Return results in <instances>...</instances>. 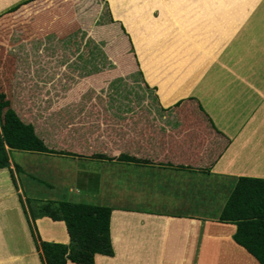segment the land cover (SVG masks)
I'll list each match as a JSON object with an SVG mask.
<instances>
[{
  "label": "crops",
  "instance_id": "obj_1",
  "mask_svg": "<svg viewBox=\"0 0 264 264\" xmlns=\"http://www.w3.org/2000/svg\"><path fill=\"white\" fill-rule=\"evenodd\" d=\"M22 1L0 0V12ZM107 1L134 43L137 37L129 23L143 26L155 37L167 34L171 26L178 41L159 48V66L139 63L127 75L121 73L139 72L138 82L124 80L135 87L125 83L103 94L96 91L101 101L119 95L114 102L118 106L114 113H99L95 122H83L91 124L76 129L84 139H74L73 130L64 133L67 138L71 135L69 142L57 130L55 135H60L52 143L43 139L50 150L76 154L67 158L78 181L85 178L91 184L102 176L114 177L116 169L118 192L126 190L121 196L133 197L134 206L108 205L114 254H96L94 264H259L233 241L236 226L218 218L238 178L264 179V25L255 30L250 23L256 18L264 23V0H164L170 15L159 0ZM118 8L128 15L120 16ZM122 155L135 161L115 160ZM9 169H0V185L8 189ZM77 188H69L70 196L88 202H72L98 205L100 195L85 196ZM10 192L1 196L13 198ZM5 205L0 202V209L6 210ZM16 208L15 217L0 215V231L6 234L2 243L15 235L21 247L25 242L14 220L21 222L26 234L25 218L17 203ZM34 221L42 241L69 243L63 221L49 217ZM24 251L20 248L11 259L41 264Z\"/></svg>",
  "mask_w": 264,
  "mask_h": 264
},
{
  "label": "rangeland",
  "instance_id": "obj_2",
  "mask_svg": "<svg viewBox=\"0 0 264 264\" xmlns=\"http://www.w3.org/2000/svg\"><path fill=\"white\" fill-rule=\"evenodd\" d=\"M22 3H18L13 12H8L13 7L0 12V126L5 127L6 136L11 137L15 144L23 143L27 137L35 141L45 138L52 143L60 135H55L56 130L63 132L64 138H67L65 132L73 130L74 139H84L80 134L82 131L76 129L90 127L91 124L87 126L83 122H95V118L101 115L99 113L105 110L114 113L108 110H116L118 106L115 99L107 106V99L101 101L96 91L103 94L107 88L114 90L127 83L125 79L117 80L118 73L127 75L130 67L139 66L137 55L140 64L149 68L159 66L157 63L161 57L156 55L159 48L167 46V42L178 41V34L171 26H168L167 34H156L155 37L143 26L129 23L137 37L132 43L124 26L111 21L112 13L105 0H34L25 5ZM161 4L165 9V3ZM112 12L117 19L116 11ZM118 13L120 16L128 15L124 8H118ZM250 23L255 30L264 25L259 18ZM161 36L163 40H158ZM138 74H131L126 79L131 83L138 82ZM113 79L117 81L113 82ZM131 83L127 86H136ZM134 104H131V111L136 110ZM5 148L9 150L10 161L22 165L26 173L22 174L21 170L13 172L14 181L11 179L9 182V189L6 184L0 185V202L7 206L6 210L0 209V215L2 218L6 217L5 214L15 217L17 203L26 219L23 222L27 236L22 232L19 220H14V228L23 237V246H19L15 235L2 243L6 234L5 230L0 231V264H21L17 259H11V255L19 254L20 248L42 264L33 238L37 228L30 218L31 211L36 212L49 201L85 200L71 197L69 188L77 186L85 196H91L93 192L100 195L95 200L98 205L134 206L132 195L128 196L130 193L121 196L126 190L118 192L116 169H113L114 177L102 176L89 184L85 178L77 180L68 156H39L38 152L9 149L7 144ZM10 168L15 171L11 164ZM86 182L90 188L85 187ZM228 190L230 192L231 188ZM9 191L13 198L11 194L1 196ZM36 234L39 236L38 232ZM223 244L226 246L225 241ZM200 264L204 263L201 261Z\"/></svg>",
  "mask_w": 264,
  "mask_h": 264
},
{
  "label": "trees",
  "instance_id": "obj_3",
  "mask_svg": "<svg viewBox=\"0 0 264 264\" xmlns=\"http://www.w3.org/2000/svg\"><path fill=\"white\" fill-rule=\"evenodd\" d=\"M31 1L34 0H25V2H21V5H25ZM105 3L108 4L107 6L111 10L109 2L105 0ZM17 8L18 6H13L8 12H13ZM111 21H117L123 25L121 21L114 19L113 14ZM126 33L131 38L127 30ZM137 61L139 64L138 55ZM118 76V79L116 78L117 80L127 78V76H122L121 73H118ZM118 96H112L107 101H111L112 99L116 100ZM109 103L108 106L111 104ZM108 111L114 110L110 109ZM0 130V169L10 168V156L9 150L5 148L6 144L9 149H21L62 156H76V154L62 150H50L45 147L43 140L35 141L28 137L25 139L26 141H22L23 143L15 144L11 142L13 141L11 137L6 136V130L3 125L0 126ZM98 158L106 160L114 159L102 155H99ZM118 159L129 162L135 161L134 158L127 155L115 158V160ZM14 169L17 173L21 170L17 164H14ZM10 176L14 181L12 170H10ZM111 211V207L108 206L83 202L76 203L65 200L59 202L49 201L42 208H38L36 212L31 211L30 218L33 221L42 217H49L53 221H63L69 236L68 244L46 242L39 238L34 229L35 233L33 234V238L42 264H66L67 261L76 264H94V256L96 254L113 256L114 252L109 232ZM24 214L25 216L27 215L25 210ZM26 218L30 224L27 216ZM218 222L235 225L236 232L233 235V241L252 255L259 264H264V179L250 177L238 178L218 218Z\"/></svg>",
  "mask_w": 264,
  "mask_h": 264
},
{
  "label": "bare ground",
  "instance_id": "obj_4",
  "mask_svg": "<svg viewBox=\"0 0 264 264\" xmlns=\"http://www.w3.org/2000/svg\"><path fill=\"white\" fill-rule=\"evenodd\" d=\"M161 3H165V1L164 0H159ZM165 6H166V8H165V10H167V13H168V15H170V14H172V12H169V10H170V8L167 6V4H165ZM122 15V14H121ZM117 17V16H116ZM123 17H124V15H123ZM123 19V18H122ZM127 26V25H126ZM128 31V30H127ZM128 32H130V31H128ZM185 40V39H184ZM136 41V40H135ZM183 43V42H182ZM181 43V44H182ZM188 44V43H187ZM176 46V45H175ZM173 48V47H172ZM170 50V49H169ZM176 50V49H175ZM182 50V49H181ZM180 51V50H179ZM171 53V52H170ZM179 53V52H178ZM177 53V54H178ZM139 55H141V52H139ZM174 58V57H173ZM176 58V57H175ZM143 66H146V65H143ZM144 68V67H143ZM147 69V68H146ZM145 69V70H146ZM150 74V73H149ZM45 223V222H44ZM48 224H50V223H48ZM56 225V224H55ZM60 225V224H59ZM58 225V226H59ZM220 228V227H219ZM43 230V229H42ZM44 232V231H43ZM63 233V232H62ZM43 234V233H42ZM46 234V233H45ZM50 236V235H49ZM228 250V249H227ZM231 256V255H230ZM242 259V258H241ZM233 260H236V259H233ZM243 260H245V258L243 259ZM238 261V260H237ZM242 261V260H241ZM235 263V262H234ZM236 264H237V262H236Z\"/></svg>",
  "mask_w": 264,
  "mask_h": 264
}]
</instances>
